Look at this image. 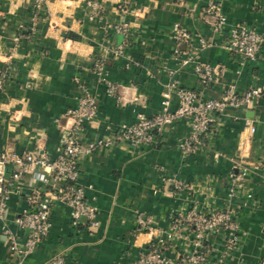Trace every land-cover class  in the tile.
Instances as JSON below:
<instances>
[{
    "label": "crops",
    "instance_id": "obj_1",
    "mask_svg": "<svg viewBox=\"0 0 264 264\" xmlns=\"http://www.w3.org/2000/svg\"><path fill=\"white\" fill-rule=\"evenodd\" d=\"M88 1L104 4V19L88 17ZM211 1L227 18L220 33L214 30L215 16L205 12ZM123 4L127 12L119 11ZM176 22L214 42L198 52L204 64L224 68L210 83L195 74L194 63L179 66L172 33ZM109 23H126L129 39L109 30ZM237 24L253 26L264 35V0H47L41 9L33 0H0V68H7L0 91V150L10 147L23 153L40 146L55 157L63 137L56 120L68 122L66 112L80 95L76 76L98 100V116L86 125V142L113 140L121 124H131L138 113H157L171 78L205 97H220L230 84L240 92L263 85L264 43L259 58L245 64L226 47L230 29ZM125 40L124 54L116 56L113 48ZM100 57H105L103 72L95 69ZM106 80L115 82V92L108 91ZM222 120L209 147L189 157H183L178 146L190 129L185 120L167 128L151 147L136 149L114 140L85 154L78 182L98 207L99 226L88 227L83 218L84 224L74 228L70 208L56 204L48 237L24 264H54L58 257L62 264H127L154 238L166 237L175 219L192 207L234 209L242 236L225 264H264L261 173H249L244 186L229 196L236 167L250 168L264 159V94L245 107L229 109ZM174 180L194 185L177 190ZM37 185L36 175L29 174L11 196V224L15 214L29 206L26 196ZM139 216L149 222L147 227ZM223 236L214 237V249L204 264H213L222 254ZM184 242L175 237L164 254L173 261L181 259ZM15 261L0 230V264Z\"/></svg>",
    "mask_w": 264,
    "mask_h": 264
},
{
    "label": "built area",
    "instance_id": "obj_2",
    "mask_svg": "<svg viewBox=\"0 0 264 264\" xmlns=\"http://www.w3.org/2000/svg\"><path fill=\"white\" fill-rule=\"evenodd\" d=\"M46 2L47 0H33L38 9L43 8ZM87 7L91 20L104 19L107 10L103 3L88 1ZM118 9L121 12L128 10L124 4ZM205 12L215 16L214 30L220 33L227 18L219 5L211 1ZM107 27L129 39L126 23H109ZM172 33L176 41L175 58L179 60L180 67L194 63L195 74L205 83H210L215 74L224 71V68L219 71L211 64H204L198 59V52L211 47L214 42L204 37H196L179 22L173 25ZM127 40L113 48L116 56L124 54ZM263 43L264 35L255 27L237 24L230 29L226 47L238 54L241 63L245 64L259 58ZM184 45L187 46L186 49H183ZM95 69L99 72L105 70V57L96 60ZM6 70L7 68H0V91L4 87ZM75 80L80 95L77 105L70 107L66 112L68 122L63 124L56 120L63 137L55 157L40 146L23 153L10 147L0 150V230L6 235L10 250L16 256L15 264H24L27 257L36 252L39 244L48 237L56 204L70 208L71 225L74 228L84 224L83 218H86L88 227L99 226L98 207L87 199L85 187L78 182L82 157L93 152L99 144L118 140L127 142L136 149L151 147L158 143L159 137L167 128L185 120L190 129L179 140V149L183 157L197 155L209 147L210 136L223 125V115L229 109L245 107L264 94V84L250 87L244 92H240L235 84H230L220 97H205L200 91L184 87L179 80L171 78L163 90L161 108L157 113L152 116L138 113L136 120L131 124H121L113 140L98 139L86 142V125L98 116V100L81 77L76 76ZM106 85L110 93L117 90V85L111 80H106ZM255 130L256 127L251 126V132ZM236 169L231 174L229 196H234L237 190L244 186L251 172L261 173L264 180V159L254 162L250 168L241 165ZM29 174L36 175L38 185L26 196L29 206L15 214L12 220L18 230L15 231L9 220L10 199L20 191L23 178ZM173 183L177 190L192 188L194 185L183 180H174ZM139 223L144 227L149 225V222L140 216ZM219 233H225V248L213 264H225V260L240 246L242 235L236 211L229 207H210L207 210L189 208L175 219L172 230L166 233V237L154 238L127 264H204L214 249L213 239ZM175 237L183 239L187 248L181 253V259L173 261L164 254V249ZM62 263V257L54 261V264Z\"/></svg>",
    "mask_w": 264,
    "mask_h": 264
}]
</instances>
